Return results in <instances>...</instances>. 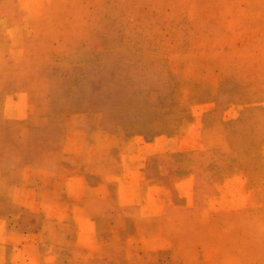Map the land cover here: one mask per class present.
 <instances>
[{
  "label": "rangeland",
  "instance_id": "obj_1",
  "mask_svg": "<svg viewBox=\"0 0 264 264\" xmlns=\"http://www.w3.org/2000/svg\"><path fill=\"white\" fill-rule=\"evenodd\" d=\"M0 264H264V0H0Z\"/></svg>",
  "mask_w": 264,
  "mask_h": 264
}]
</instances>
